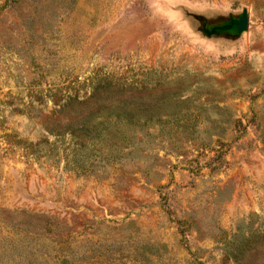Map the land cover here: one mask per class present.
<instances>
[{"label":"rangeland","instance_id":"374dc122","mask_svg":"<svg viewBox=\"0 0 264 264\" xmlns=\"http://www.w3.org/2000/svg\"><path fill=\"white\" fill-rule=\"evenodd\" d=\"M65 98H135L134 145L75 171L106 113ZM263 233L264 0H0V264H264Z\"/></svg>","mask_w":264,"mask_h":264},{"label":"trees","instance_id":"16d2710c","mask_svg":"<svg viewBox=\"0 0 264 264\" xmlns=\"http://www.w3.org/2000/svg\"><path fill=\"white\" fill-rule=\"evenodd\" d=\"M103 84L104 86H109L110 88L113 85V81H107ZM135 98H88L85 101L80 102L77 98H65L64 100H69L66 107H70L74 103L77 104L82 111L83 109H93L97 108L98 112H105V116H101L100 122L95 124L90 118H87L83 121L82 129L79 132H71L70 135L73 138L72 142L74 143L73 157L75 161L73 162V169L75 171L83 170V166L80 164V159L76 158L78 156V149L85 148L88 144L99 143V140L108 139L109 142L114 143V141H121V143L134 145L133 138L128 136L125 131L120 130L116 127V131L112 130L113 121L115 126L127 125L128 128L134 129L136 127H141V120L138 114L137 102ZM156 116H147L146 117V126L148 122L153 121ZM65 133L56 134V137L63 139ZM264 240V233L260 237V241ZM254 243V236H251L245 240V237H242L241 240H238L237 237L233 240L230 246H227V256L231 257L235 262L241 264L243 260V252L247 247H251Z\"/></svg>","mask_w":264,"mask_h":264},{"label":"water","instance_id":"95a60500","mask_svg":"<svg viewBox=\"0 0 264 264\" xmlns=\"http://www.w3.org/2000/svg\"><path fill=\"white\" fill-rule=\"evenodd\" d=\"M248 29V14L246 11L238 19H232L225 25L214 29L219 32H234L238 35L244 33Z\"/></svg>","mask_w":264,"mask_h":264}]
</instances>
